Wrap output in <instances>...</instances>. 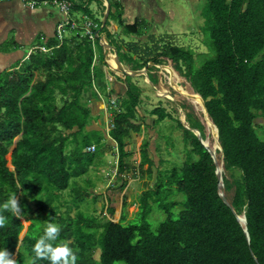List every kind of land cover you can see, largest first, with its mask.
Instances as JSON below:
<instances>
[{
	"label": "trees",
	"instance_id": "trees-1",
	"mask_svg": "<svg viewBox=\"0 0 264 264\" xmlns=\"http://www.w3.org/2000/svg\"><path fill=\"white\" fill-rule=\"evenodd\" d=\"M68 1L74 5V13L90 20L91 4L104 3ZM109 1L111 13L101 35L117 50L121 63L131 71H140L149 63L164 65L163 59L171 61L179 76L203 98L219 130L224 152L223 182L233 210L219 197L217 167L211 155L180 120H173L162 107L151 112L154 123L176 122L189 160L180 169H173L166 182L160 180V173L154 188L140 195L139 224L131 222L136 215L129 220L124 211L118 223H105L103 220L114 215V209L106 208L104 217L81 209L91 193L78 181L85 182L90 170L99 167L95 163L109 144L105 133L90 129L98 116H93L83 96L92 93L97 97L95 82H102L98 85L104 91L108 83L100 44V65L93 68L91 42L81 37L80 29H68L70 37L62 43H44L51 49L50 55L41 53V43L28 67L0 79V204L16 194L22 213L16 217L0 209V214L8 217L0 228V249L6 248L16 264H29L45 222L52 221L61 228L57 242H70L78 257L76 264H264V0H206L202 13L205 53L163 42L150 48L141 40L116 45L109 32L112 22L125 37L137 39L143 38L149 22L137 18L133 24H126L121 0ZM95 20L94 33L103 24ZM149 78L155 86L158 84L157 78V83ZM123 83L125 95L119 109H112L110 119L119 174L128 171V143L144 126L138 117L141 90L132 77ZM187 121L207 139L204 125L193 113H187ZM91 147L95 148L93 153L88 152ZM148 148V143L142 145L138 170L143 176V168L148 165L146 172L151 178L154 163ZM9 154L13 171L8 167ZM69 190V205H65L63 195ZM176 193L184 195L185 200L170 201ZM155 207L167 215L156 232L148 221ZM177 207L181 208L174 215ZM243 214L250 241L237 221ZM22 219L30 223L23 239ZM36 264L50 262L37 260Z\"/></svg>",
	"mask_w": 264,
	"mask_h": 264
},
{
	"label": "rangeland",
	"instance_id": "rangeland-1",
	"mask_svg": "<svg viewBox=\"0 0 264 264\" xmlns=\"http://www.w3.org/2000/svg\"><path fill=\"white\" fill-rule=\"evenodd\" d=\"M124 10L125 23H129L127 15L130 17V21L134 18L145 19L149 22V29L143 35V38L137 39L135 37H125L121 30L114 32V43L116 45H121L123 41L125 43H138L140 40L147 42L150 48L154 47L156 44L163 42V44L172 43L179 47L191 49L195 53H205L206 48L204 45V34L202 32V27L204 26L203 8L206 4V0H121ZM97 3H92L90 10L92 11L93 19H103L101 14L97 12ZM124 9V8H123ZM103 13V11H102ZM79 17L78 19H80ZM83 22V21H81ZM116 26L115 23H111V27ZM110 27V28H111ZM166 61L164 66H170L174 68L171 61L163 59ZM129 70L128 67H125ZM150 67L149 76L153 78L154 83L158 84L154 87L147 81L145 76L132 77L133 82L141 90V107L139 109L138 117L140 121H143L144 126L140 134L135 136L134 141L131 140L128 143L127 152L130 155L129 158V169L124 174V178L119 176V180L114 177V172L116 170V163L118 161V156L116 149H113L111 142L104 147V155L102 154L98 161H96V166L98 168H92L89 173V183L88 179L84 181L79 180L82 187H86L91 195L84 200L81 208L87 214L92 213V216L97 214L98 217H104L106 213V208L114 209V215H108L107 219L103 220L105 223L112 221L118 223L123 211L128 215V219L135 220L132 223L139 224V217L137 213L139 211L138 199L140 195L147 191L152 190L155 186L159 174H161V179L163 182L167 181L173 169H180L183 164L189 160V157L184 152L185 145L182 142V138H178L177 124L173 120H180L182 123V112L183 113H193L204 125L205 134L208 138L209 145L213 151H217L214 139L212 137V131L208 130L206 127V120L202 112L196 109L191 103L183 99L168 83L167 78L164 76L161 69ZM164 68V67H163ZM153 70V71H152ZM174 70V69H173ZM108 70L104 69V72ZM114 71V70H113ZM175 71V70H174ZM176 72V71H175ZM177 73V72H176ZM178 74V73H177ZM109 79L105 81L110 83L109 87L112 92V96L117 98V105L110 108L105 101V108L102 113H108L105 117H98V130L99 133H106L111 117L113 116V110L119 109V104H121L122 98L125 95L126 86L123 83V78L118 77L116 74L109 72ZM156 78H154L153 76ZM179 75V74H178ZM122 76V75H121ZM118 77V78H116ZM123 77V76H122ZM185 85L191 87L190 83L184 77ZM100 85H96L98 89ZM192 88V87H191ZM193 90V89H192ZM104 94V93H103ZM105 96V95H104ZM172 98V99H171ZM98 99V98H97ZM119 99V100H118ZM174 100L176 103L172 102ZM97 101H100L98 99ZM94 103H96L94 101ZM187 109H185L184 107ZM164 108L172 117L173 120H167L159 125L154 123V118L151 117V112L157 108ZM180 110L182 112H180ZM107 111V112H106ZM153 121H152V120ZM188 122V121H187ZM183 124V123H182ZM214 134V133H213ZM148 143L149 148V159L154 163L152 177L149 178L146 170L148 165L144 166L143 176H139V165L141 162V150L142 145ZM219 155V154H218ZM218 162L222 163V157ZM8 167L13 171L11 165V154L7 156ZM160 160L164 163L160 164ZM170 171V172H169ZM169 172V174H168ZM224 174V172H223ZM109 178L110 176H112ZM123 183H126L125 191L121 190ZM129 183V184H128ZM168 183L162 185L167 186ZM106 186L108 190L106 191ZM110 187V188H109ZM115 189H112V188ZM74 187L72 186L70 190ZM66 192L63 195V204L69 205L68 194L71 191ZM94 196L98 199L94 200ZM185 200L184 195L176 193L170 201H179L180 203ZM104 207V208H103ZM181 207H177L173 210L174 215H176ZM67 210V209H66ZM65 209L62 211L65 212ZM75 213V209L72 210ZM176 218V217H175ZM167 219L165 212L159 211L154 208L153 213L149 217V223L151 229L156 232L161 224H163ZM23 225L25 227L26 233L30 227V223L25 219H22ZM24 230V231H25ZM25 235L22 234V237Z\"/></svg>",
	"mask_w": 264,
	"mask_h": 264
},
{
	"label": "crops",
	"instance_id": "crops-1",
	"mask_svg": "<svg viewBox=\"0 0 264 264\" xmlns=\"http://www.w3.org/2000/svg\"><path fill=\"white\" fill-rule=\"evenodd\" d=\"M96 5L97 12L104 18V4L100 5L97 3ZM123 8L125 10L124 6ZM72 16L76 20L82 21L84 15L73 12ZM79 17L81 18L78 19ZM127 19L129 20L128 24H133L137 18H134L133 21H130V17L127 15ZM98 20L101 19L98 18ZM63 21L64 16L60 10L57 7L51 6L49 4H39L36 9L31 10L26 4L19 0L4 1L0 3V79L6 73L20 72L23 68L28 67L30 65V57L33 51H36L41 43L43 45L42 47H44L46 46L44 43L53 42L54 40L58 41V27L61 25V23H63ZM91 21L97 27L96 20L93 19ZM101 21H103V19ZM116 31H118L117 25L111 28L109 27V32L112 33V35ZM70 33L71 32L69 30L65 31L64 39L69 38ZM100 37H103L107 40L105 35L100 34ZM102 50L103 55L106 57L104 48H102ZM96 57V65L99 66L101 53L98 48H96ZM107 67L108 66L106 65L103 70H108ZM104 73L106 75L105 81H107L109 79L108 77L110 76L109 71H105ZM36 76H38V73H36ZM101 83L95 82L94 85V93L97 92V97H94L92 93H87L83 96L85 103L92 109L93 116L98 117H102L104 114L102 111L105 108V101L102 100L107 99V103H109V100L112 98L110 87H105V91L96 87V85ZM101 86L102 85H100V87ZM108 89H110V93L108 92ZM102 91H104V94ZM97 98L100 99V101H97ZM94 101L96 103H94ZM107 114L108 113H105L104 116L106 117ZM90 129L101 130L98 127V121H96V124L92 125ZM135 136L136 135H133L132 137L133 141ZM138 175L140 176L141 174L139 173Z\"/></svg>",
	"mask_w": 264,
	"mask_h": 264
},
{
	"label": "clouds",
	"instance_id": "clouds-1",
	"mask_svg": "<svg viewBox=\"0 0 264 264\" xmlns=\"http://www.w3.org/2000/svg\"><path fill=\"white\" fill-rule=\"evenodd\" d=\"M84 17L85 16H83V18ZM83 18H82V21H83ZM77 21L81 23V20H77ZM98 41L100 40L98 39ZM115 72L118 77H121L124 79V77H122L120 74L119 75L117 74L118 73L117 70ZM109 127H110V122H109ZM108 129L105 135H106L108 142L112 143L113 140L110 138L111 129L110 130ZM113 146L116 147L117 145L113 144ZM88 152L93 153L89 151V149H88ZM113 175L117 180H119L118 179L119 176L124 178V175L118 173L117 163H116V170ZM113 175L110 176L109 178L113 177ZM112 189H115V188H112ZM107 190H108V186H106V191ZM124 191L125 190H123V192ZM0 209L10 212L13 216H16V217H19L20 215H22L21 208L18 206V200L16 199V194L10 195L4 203L0 204ZM7 220H8L7 216L0 214V228H2L5 225ZM60 231H61L60 226L56 224L55 222H52V221L45 222V227L43 228L42 233L39 235L38 239L33 245L32 252L34 253V256L30 258L29 264H36L37 260H47L50 262V264H76L78 257L75 251L73 250V248L69 246L70 242L68 241L57 242ZM0 264H16V261L10 258V253L6 250V248L0 249Z\"/></svg>",
	"mask_w": 264,
	"mask_h": 264
},
{
	"label": "water",
	"instance_id": "water-1",
	"mask_svg": "<svg viewBox=\"0 0 264 264\" xmlns=\"http://www.w3.org/2000/svg\"><path fill=\"white\" fill-rule=\"evenodd\" d=\"M104 1V6H105V13H104V18H103V24H102V27L99 31H97L96 33V36L97 38L102 42V47L104 48H107L109 51L112 52V56H114L116 58V63L118 65V69H117V74L119 75H122L124 77V79L128 78V77H141V76H145L148 80H149V83L154 87V84L150 81V78H149V74H148V70L149 68L152 66V67H155V68H158V69H161L163 67H166L164 65H155L153 63H149L143 70H140V71H131V70H127L124 65L121 63L119 57H118V53H117V50L112 47L103 37H100V33L103 31V29L106 27L107 23H108V19H109V16H110V13H111V4H110V1L109 0H103ZM200 96V95H199ZM201 97V96H200ZM202 98V97H201ZM202 101L204 103V108H205V113L207 114V116H209L208 114V111H207V108L205 106V102L202 98ZM172 102L176 103L174 100H172ZM180 112H182L180 110ZM182 116L184 115L185 119L182 120V123L184 125V128L188 131H190L191 133H193L198 139L199 141L201 142V144L204 146V148L208 151V153L211 155L212 159L214 160V163L217 167L216 169V176H217V180H218V193H219V197L220 199L222 200V202L228 206L231 210H233L232 206L230 205V203L228 202L227 198H226V193H225V185H224V178H223V172L224 170H220L219 167H218V156H217V153L214 152L210 145H208V138L206 140H204L202 138V135H201V132L198 131V130H195L193 129L190 124L187 122V115L186 113H181ZM210 117V116H209ZM213 122V121H212ZM213 129L216 131V134L214 133L213 134V138H215V145L218 146V151L222 157V166L224 167V162H223V158H224V152H223V148L219 142V130L218 128L216 127V125L213 123ZM237 221L238 223L241 225V227L243 228L244 230V233L247 237V240L250 241V236H249V233H248V225H247V218L246 216L243 214L242 216H237ZM25 232L26 230L23 232V234L25 235ZM24 237H21V239H23ZM15 258V257H14Z\"/></svg>",
	"mask_w": 264,
	"mask_h": 264
},
{
	"label": "built area",
	"instance_id": "built-area-1",
	"mask_svg": "<svg viewBox=\"0 0 264 264\" xmlns=\"http://www.w3.org/2000/svg\"><path fill=\"white\" fill-rule=\"evenodd\" d=\"M4 1H12V0H0V3ZM19 1L26 4L31 10L36 9L39 4L41 5L49 4L51 6L57 7L62 13V15L64 16L63 23H61V25L58 27V37H57L58 41L62 43V41L64 40V33L68 29L70 30L80 29L82 31L81 37L88 38L94 48L95 55H94V62L92 66L94 67L96 65L97 63L96 48H97L98 42L102 46V42L98 41L96 33H94V29L96 28V25L88 17H84L83 22L81 23L77 21L72 16L74 5L71 2H69L68 0H19ZM104 51L106 54L105 62H106V65L108 66L107 69L110 73L115 75L116 72L111 69L108 63V59L110 56H112V52L109 51L107 48H104ZM49 52H51V49L47 48L46 46L41 48V53L48 54ZM109 85L110 83L107 84V87H109ZM108 92L110 93V89H108ZM116 105H117V98H114L112 96V98L109 100L108 106L110 108H113ZM111 128L112 127L110 126L108 130H110ZM89 151L94 152L95 148L91 147L89 148Z\"/></svg>",
	"mask_w": 264,
	"mask_h": 264
},
{
	"label": "bare ground",
	"instance_id": "bare-ground-1",
	"mask_svg": "<svg viewBox=\"0 0 264 264\" xmlns=\"http://www.w3.org/2000/svg\"><path fill=\"white\" fill-rule=\"evenodd\" d=\"M109 66L111 67L112 70L116 71L118 69V65L116 63V58L114 56H110L108 59ZM174 69V68H173ZM170 66H166L162 68L164 76L167 78L169 85L185 100H187L189 103H191L196 109L200 110L202 114L204 115V118L206 120V127L208 130L212 131L213 133L216 134V131L213 129V122L210 119L209 116L205 113V108H204V103L202 101V98L196 94L191 87L184 86L185 81L183 78H181ZM149 82V80L147 79ZM172 99V98H171ZM183 120L185 119L183 115ZM212 133V137H213ZM214 142H215V138ZM209 145V142H208ZM217 148L218 146L215 145ZM218 151V149H217ZM217 151H214L217 153ZM218 167L220 170H224V167L222 166V163L220 164L218 162Z\"/></svg>",
	"mask_w": 264,
	"mask_h": 264
}]
</instances>
